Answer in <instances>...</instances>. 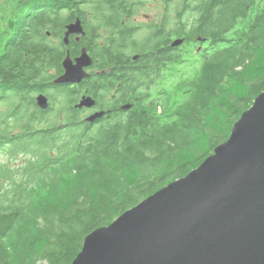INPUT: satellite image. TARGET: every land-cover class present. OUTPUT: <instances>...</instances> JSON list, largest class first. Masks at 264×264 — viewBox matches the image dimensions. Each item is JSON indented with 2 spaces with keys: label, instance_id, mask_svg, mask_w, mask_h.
Wrapping results in <instances>:
<instances>
[{
  "label": "trees",
  "instance_id": "16d2710c",
  "mask_svg": "<svg viewBox=\"0 0 264 264\" xmlns=\"http://www.w3.org/2000/svg\"><path fill=\"white\" fill-rule=\"evenodd\" d=\"M147 3L154 15L135 23ZM0 12V264H71L87 235L199 166L264 91V0H6ZM76 19L85 35L65 46ZM81 48L95 72L55 84ZM88 96L103 114L90 122L76 107Z\"/></svg>",
  "mask_w": 264,
  "mask_h": 264
},
{
  "label": "water",
  "instance_id": "95a60500",
  "mask_svg": "<svg viewBox=\"0 0 264 264\" xmlns=\"http://www.w3.org/2000/svg\"><path fill=\"white\" fill-rule=\"evenodd\" d=\"M84 35L76 19L63 43ZM91 66L85 48L67 53L54 83L80 84ZM36 104L49 106L44 95ZM94 104L88 96L76 107ZM71 264H264V91L199 166L87 235Z\"/></svg>",
  "mask_w": 264,
  "mask_h": 264
},
{
  "label": "rangeland",
  "instance_id": "374dc122",
  "mask_svg": "<svg viewBox=\"0 0 264 264\" xmlns=\"http://www.w3.org/2000/svg\"><path fill=\"white\" fill-rule=\"evenodd\" d=\"M5 3H6V0H0V8L1 9L5 8ZM155 8H156L155 3H147L146 5H144V10H142V12L139 13V15L136 17L134 22L135 23H142V22L149 20V18L154 15ZM0 22H4V18H0ZM4 28H5V26L0 27V31H4ZM92 72H95V70L91 69V68L88 69V73H92Z\"/></svg>",
  "mask_w": 264,
  "mask_h": 264
},
{
  "label": "flooded vegetation",
  "instance_id": "af4514ba",
  "mask_svg": "<svg viewBox=\"0 0 264 264\" xmlns=\"http://www.w3.org/2000/svg\"><path fill=\"white\" fill-rule=\"evenodd\" d=\"M74 37V36H73ZM75 38V37H74ZM80 40V39H79ZM62 42H63V40H62ZM75 42V41H74ZM76 43H78V42H76ZM68 52H66V54H67ZM69 55H70V53H69ZM67 56V55H66ZM65 56V57H66ZM63 61V60H62ZM61 66H62V64H61ZM62 70H63V68H62ZM102 74H103V69L100 71ZM95 112V110H91V108H86L85 109V112H84V116L86 117V118H88L89 116H91V114H93Z\"/></svg>",
  "mask_w": 264,
  "mask_h": 264
},
{
  "label": "bare ground",
  "instance_id": "6f19581e",
  "mask_svg": "<svg viewBox=\"0 0 264 264\" xmlns=\"http://www.w3.org/2000/svg\"><path fill=\"white\" fill-rule=\"evenodd\" d=\"M227 38H229V37H227ZM233 43V42H232ZM40 95H43V94H40ZM39 96V95H38ZM239 111V110H238Z\"/></svg>",
  "mask_w": 264,
  "mask_h": 264
}]
</instances>
